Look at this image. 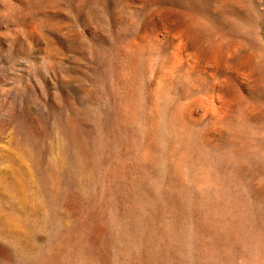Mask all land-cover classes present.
<instances>
[{"label": "rangeland", "instance_id": "rangeland-1", "mask_svg": "<svg viewBox=\"0 0 264 264\" xmlns=\"http://www.w3.org/2000/svg\"><path fill=\"white\" fill-rule=\"evenodd\" d=\"M0 264H264V0H0Z\"/></svg>", "mask_w": 264, "mask_h": 264}]
</instances>
